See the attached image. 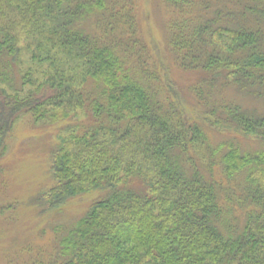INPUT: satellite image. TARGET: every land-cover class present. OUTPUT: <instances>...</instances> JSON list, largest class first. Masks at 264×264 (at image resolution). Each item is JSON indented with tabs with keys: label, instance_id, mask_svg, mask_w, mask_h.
I'll list each match as a JSON object with an SVG mask.
<instances>
[{
	"label": "trees",
	"instance_id": "trees-1",
	"mask_svg": "<svg viewBox=\"0 0 264 264\" xmlns=\"http://www.w3.org/2000/svg\"><path fill=\"white\" fill-rule=\"evenodd\" d=\"M137 21L135 0H0V176L22 118H84L60 134L40 214L105 193L32 264H264V0L206 1L168 23L218 143L149 64Z\"/></svg>",
	"mask_w": 264,
	"mask_h": 264
},
{
	"label": "rangeland",
	"instance_id": "rangeland-1",
	"mask_svg": "<svg viewBox=\"0 0 264 264\" xmlns=\"http://www.w3.org/2000/svg\"><path fill=\"white\" fill-rule=\"evenodd\" d=\"M183 1L187 3L185 8L180 4L174 8L167 0H135L138 29L148 50L150 49L149 64L158 73L159 70L169 73L168 75L183 90L188 101V113L192 119L207 126L212 143H218L221 140L220 132L210 125L197 97L191 91V86L197 80L176 65L168 45L170 19L185 9L196 12L202 2L217 0ZM218 4L221 3L210 6ZM220 95L226 99L239 101L249 108L261 106L257 101L235 96L233 91H225ZM83 120L84 118L54 125H38L29 117H24L10 133L8 151L1 160L5 172L4 179L0 176V264H32L39 253L54 247L53 227L57 223L64 227L71 226L86 214L95 200L104 197V192L94 191L71 198L60 206V209L40 214L43 202L38 200V196L54 184L51 169L52 153L59 143L60 134L64 132L66 125L81 123ZM238 139L236 142L244 151L260 147V143L253 138L238 136ZM216 174L219 181L226 184L229 182L217 166ZM7 204L9 206H4ZM240 212L238 208V214H241Z\"/></svg>",
	"mask_w": 264,
	"mask_h": 264
}]
</instances>
